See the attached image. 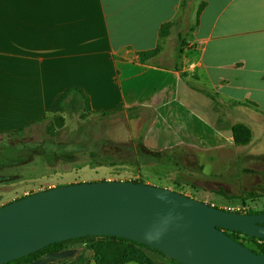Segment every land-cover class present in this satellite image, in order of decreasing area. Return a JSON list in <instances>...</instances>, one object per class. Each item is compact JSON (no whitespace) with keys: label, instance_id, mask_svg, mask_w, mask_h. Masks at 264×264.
<instances>
[{"label":"crops","instance_id":"crops-1","mask_svg":"<svg viewBox=\"0 0 264 264\" xmlns=\"http://www.w3.org/2000/svg\"><path fill=\"white\" fill-rule=\"evenodd\" d=\"M184 1L0 0V135L50 119L58 95L74 88L96 113L148 110L176 123L178 111L203 107L217 110L219 130L230 133L217 136L264 178V0H190L201 9L177 68L158 63L161 54L141 62L179 32ZM236 124L250 131L246 145L233 144Z\"/></svg>","mask_w":264,"mask_h":264},{"label":"rangeland","instance_id":"rangeland-1","mask_svg":"<svg viewBox=\"0 0 264 264\" xmlns=\"http://www.w3.org/2000/svg\"><path fill=\"white\" fill-rule=\"evenodd\" d=\"M197 11L194 13L190 0L184 1L181 28L158 45L162 55L156 59L158 63L177 68L180 53L187 46L185 38L192 40L190 29ZM76 100L77 110L58 113L57 119L17 134L0 135V207L59 186L136 181L233 213L264 212V178L242 162L247 160L238 158L233 145L217 136L219 132L230 134L219 130L217 110L193 107L198 116L180 110L174 123L156 120L148 110L129 112L122 108L110 119L93 112L81 97ZM237 111L248 110L240 106ZM137 112L140 117L134 118ZM190 124L201 130L190 134ZM257 146L264 152V137ZM94 154L97 160L92 158ZM219 190L228 197L254 191L257 197L243 203L218 195ZM239 240L248 249H255L246 239ZM64 252H73L67 261L83 254L87 264L98 253L137 260L145 255L153 264H174L165 255L146 250H138L136 255L108 242H99L94 252L80 243Z\"/></svg>","mask_w":264,"mask_h":264},{"label":"water","instance_id":"water-1","mask_svg":"<svg viewBox=\"0 0 264 264\" xmlns=\"http://www.w3.org/2000/svg\"><path fill=\"white\" fill-rule=\"evenodd\" d=\"M225 231L264 239V213H233L141 183L72 184L0 207V264L87 236L128 239L178 264H264V254ZM71 255L50 254L28 264H50Z\"/></svg>","mask_w":264,"mask_h":264},{"label":"trees","instance_id":"trees-1","mask_svg":"<svg viewBox=\"0 0 264 264\" xmlns=\"http://www.w3.org/2000/svg\"><path fill=\"white\" fill-rule=\"evenodd\" d=\"M200 9H201V5L198 8L197 14H198ZM176 23H177V21H174V22H170V23H166V24L162 25L160 28V31H159L160 37L161 38L166 37L168 35V33L170 32L171 28ZM159 52H160V48L158 46L156 48L150 50V51L142 52L139 54L140 61L141 62L148 61V60L156 57ZM77 97H81L84 100V102L89 106L88 97L84 94V92L81 89L74 88V89L66 90L63 93H61L60 95H58V97L56 98V100L53 103L52 108H51V115L52 116L50 117V119L48 118L47 121H50L51 118H53L54 120L57 119L58 113H62L64 111H68V110H77L76 109L77 108V103H76ZM133 110H135V109H128L129 112H133ZM120 111H121V109H120ZM117 114H120L119 111L118 112L100 113V116L101 117H108L110 119L111 118L115 119L117 117L116 116ZM49 128H51V125L48 126V129ZM22 130H24V129H22ZM232 138H233V144L235 146L246 145L250 140V131L243 124H236L232 127ZM92 156H93L92 157L93 159L97 160V155L94 154ZM99 165H102V164H99ZM133 183H137V182L134 181ZM218 195L224 196L226 198L228 197V195H226L223 190H219ZM255 197H257L256 193L254 191H250V192H245L242 195H239L238 197H228V198L240 200L241 202L244 203L247 200L254 199ZM244 214H250L251 215V214H262V213L261 212H253V211L249 210V211L245 212ZM225 233L228 236H230L234 241H236L240 244H242L243 242L240 241L239 239H242V240L246 239L247 241L252 243L253 246L255 247V249H250L252 252H254L256 254H264V239L250 237V236L245 235V234L240 233V232L225 231ZM99 242H108L114 246H124V248H126V249L133 250L136 255H137V253H139L138 250H140L141 252H142V250H146V251H150L152 253H157V254L163 255L159 251H156V250L151 249L145 245L133 242V241L128 240V239L119 238V237H111V236H87V237H81L78 239H72V240L63 241L60 243H55V244L49 245V246L44 247L43 249H41L35 253H32L28 256L14 260V261L9 262L7 264H24V263H27L30 260L35 259L36 257L41 256V255L47 256L50 254L62 253L64 251H68L72 247V245H74L76 243L84 244L86 248H88L94 252L95 247ZM134 257H136V256H134ZM93 259H94L93 261L96 264H127V263H131V262H136L138 264H153L152 261L150 259H148L145 255L142 256V258L140 260H137L136 258H131V257H125V256H123V257H118V256L110 257L109 255H104V254L98 253L96 256H94ZM171 261L174 264H178L174 260H171ZM50 264H87V262L83 256V254H79L78 256H75L70 261H67L66 258H63V259H59V260H57L53 263H50Z\"/></svg>","mask_w":264,"mask_h":264},{"label":"flooded vegetation","instance_id":"flooded-vegetation-1","mask_svg":"<svg viewBox=\"0 0 264 264\" xmlns=\"http://www.w3.org/2000/svg\"><path fill=\"white\" fill-rule=\"evenodd\" d=\"M43 257H45V256H38V257H36L35 259H32V260H30L29 262H27V263H24V264H28V263H32V262H38V261H40V259L41 258H43Z\"/></svg>","mask_w":264,"mask_h":264}]
</instances>
